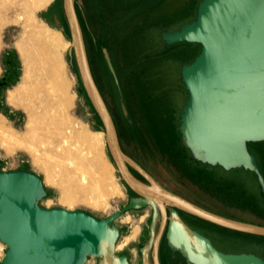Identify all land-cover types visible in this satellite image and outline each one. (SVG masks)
Wrapping results in <instances>:
<instances>
[{"label":"water","instance_id":"95a60500","mask_svg":"<svg viewBox=\"0 0 264 264\" xmlns=\"http://www.w3.org/2000/svg\"><path fill=\"white\" fill-rule=\"evenodd\" d=\"M70 32L67 65L74 83L78 74L104 131V142L119 178L138 198L106 218L83 210L44 208L47 196L42 179L28 170L0 169V243L4 246L0 264H129L116 252L121 214L151 209L149 236L140 248L142 264L153 252L157 258L159 240L166 226V244L181 254L187 264H264L253 253H224L211 241L191 229L176 210L221 228L264 237V226L245 223L209 212L160 187L121 149L112 116L93 79L75 0H61ZM53 27L63 31L56 15ZM166 45L195 43L200 52L181 67V81L187 98L178 117L180 146L194 162L225 171L242 168L258 182L264 204V174L248 143L264 142V0H201L194 20L178 30L161 32ZM113 79L117 76L110 56L102 48ZM122 113L127 117L120 100ZM90 124L96 120L87 112ZM130 122V120H128ZM129 167L148 184L136 179ZM160 225L158 232L157 225Z\"/></svg>","mask_w":264,"mask_h":264},{"label":"rangeland","instance_id":"374dc122","mask_svg":"<svg viewBox=\"0 0 264 264\" xmlns=\"http://www.w3.org/2000/svg\"><path fill=\"white\" fill-rule=\"evenodd\" d=\"M199 2L200 0H75L90 69L114 121L123 152L160 187L164 186L186 200L218 214L264 224L262 217L244 214L240 210H234L233 207L241 202L250 203L257 213H261L263 208L259 202L257 184L250 173L239 169L223 171L217 167L196 163L190 159L189 152L179 143L178 116L187 98V92L180 78V68L190 63L198 55L201 47L195 43L166 45L161 41L160 31L161 29L173 31L191 21L196 16ZM124 13L132 15L131 20L126 24V32L135 33L137 41H130L126 47L120 44L121 49L117 53L114 54L113 51L110 53L118 80L115 86L103 62L100 46L112 48L115 29L123 22ZM54 14L63 31L53 27ZM35 17L58 31L64 41L69 43L62 53L65 74L71 84L69 93L74 94L70 115L86 124L90 132L102 133V137L98 138L101 139L100 142L96 141L97 138H93L92 152L97 151L101 159V167L95 177L100 176L103 185L108 184L110 178L114 177L123 194L108 199V206L105 209H96L87 201L77 202L70 209L60 203L59 190L45 183L46 172L39 168L40 166L37 167L25 151L19 150L12 155H6L0 147V169L28 170L37 174L47 191V196L40 201V205L44 208L83 210L97 218H106L127 204L128 187L119 178L104 142V131L100 128L102 124L84 91L74 61L78 83H74L69 74L66 58L70 47V32L63 15L61 0H51L45 8L36 11ZM106 30L111 33L109 36ZM21 32L19 24H10L0 33V76L2 54L6 50L14 51L18 59V76L12 88L22 83L24 75L22 60L14 46ZM135 64H138L137 67L132 69ZM127 71L133 74L136 72V75L145 74L149 77L148 85H140L141 87L138 88L133 80L134 75L133 78H128ZM12 88L3 93L4 100L0 106V115L4 118L7 127L22 133L25 131L27 117L22 109L8 104L7 92ZM120 100L128 113L126 118L121 115ZM87 112L93 114L96 120L94 126L90 124ZM128 119L132 121L130 123L132 129L126 124ZM256 145L249 144V146ZM129 168L140 181L142 176ZM135 215L136 213L128 212L114 223L119 229L116 252L119 256L125 255L129 264L138 260V256H141L142 260L139 250L149 236L150 221L147 212L140 214L141 221ZM184 218L193 229L209 238L219 251L232 254L253 253L264 259L263 237L242 234L201 220L191 221L192 219L187 215H184ZM136 229L137 234L133 235ZM3 248L0 243V258L3 256ZM149 257L152 258V262ZM147 260V264H154L153 252L148 253ZM85 264H97V260L90 257Z\"/></svg>","mask_w":264,"mask_h":264},{"label":"bare ground","instance_id":"6f19581e","mask_svg":"<svg viewBox=\"0 0 264 264\" xmlns=\"http://www.w3.org/2000/svg\"><path fill=\"white\" fill-rule=\"evenodd\" d=\"M50 2L0 0V33L10 24L22 29L14 46L24 66L23 80L7 92V102L27 117L25 131L20 133L7 127L0 115V147L6 155L25 151L46 172L45 183L59 190L61 204L71 209L87 201L96 209H105L108 199L123 193L114 177L106 185L100 176L95 177L101 159L97 151L92 152L93 138L102 133L90 132L70 115L74 94L69 93L62 53L69 43L35 17Z\"/></svg>","mask_w":264,"mask_h":264},{"label":"flooded vegetation","instance_id":"af4514ba","mask_svg":"<svg viewBox=\"0 0 264 264\" xmlns=\"http://www.w3.org/2000/svg\"><path fill=\"white\" fill-rule=\"evenodd\" d=\"M75 10L77 13V4L75 3ZM18 71H19V66H18V59H17V55L14 51L12 50H6L3 54H2V66H1V76H0V106L3 104V93L5 90H8L9 88H12L14 85L13 83L16 82L17 76H18ZM250 150L254 152L255 156L258 159V162L260 164V167L262 168L263 172H264V146H260V145H256V146H249ZM130 172L132 173V170L129 168ZM132 175L137 178V176H135L133 173ZM141 182L148 184L147 181L142 177V179L140 180ZM165 190L172 192L178 196H180L179 194L165 188L164 186L162 187ZM127 197H134V198H138V195H136L135 193H133L130 189L127 188ZM182 197V196H180ZM185 199V198H184ZM146 211L147 212V217L151 218V209L149 208H144L142 210L139 211H129L132 214H135V216L139 217L140 221H141V216L140 215L142 212ZM177 213L179 214V216L181 217V219L189 226L191 227L187 222L186 219L184 218V215H187L179 210H176ZM128 213V212H127ZM123 213L120 215V217L124 216ZM189 216V215H187ZM119 217V218H120ZM193 221V219H192ZM159 223L157 225V232L159 230ZM191 229H193L191 227ZM195 230V229H194ZM197 231V230H195ZM198 232V231H197ZM147 233H148V226H147ZM166 226L162 231L160 240H159V245H158V252H157V258H158V262L159 264H187L185 262V259L181 256L180 253L175 252L170 250L167 247L166 244ZM150 261L152 262V258L149 257ZM142 260H141V256H138V260H136L135 262H130V264H141Z\"/></svg>","mask_w":264,"mask_h":264},{"label":"trees","instance_id":"16d2710c","mask_svg":"<svg viewBox=\"0 0 264 264\" xmlns=\"http://www.w3.org/2000/svg\"><path fill=\"white\" fill-rule=\"evenodd\" d=\"M124 20H123V22L121 23V25L117 28V29H115V33H114V43H113V46H112V48L111 47H107V46H104L103 45V47H105L107 50H108V52H109V54L110 53H112V51L114 52V54L115 53H117L120 49H121V47H120V44H122V45H124L125 47L129 44V42L130 41H137L136 40V37H135V33H131V34H129L128 32H126V30H127V23L131 20V18H132V15L131 14H129V13H124ZM122 27V28H121ZM122 30V31H121ZM107 31V33H108V30H106ZM128 33V34H127ZM109 34H111L110 32L107 34V36H109ZM84 43H85V39H84ZM85 47H86V45H85ZM125 47H123L124 49H125ZM137 52V51H136ZM135 53V51L133 50V54ZM100 54H101V56H102V59H103V62H104V64H105V67H106V69H107V72H108V74H109V76L111 77V80L113 81V84L116 86V84H115V81H114V79H113V77H112V75H111V73L109 72V70H108V67H107V65H106V63H105V60H104V57H103V53H102V46H100ZM135 55V54H134ZM110 56H111V54H110ZM88 61H89V59H88ZM90 65V64H89ZM137 66H136V64L134 65V69L136 68ZM126 75H127V77L129 78V77H132L133 78V75H134V79L133 80H135V83H136V86L138 87V88H140L141 86L140 85H148V81H149V77L148 76H146L145 74H142V75H136V72H134V74L133 73H131V72H129V71H127L126 72ZM92 76H93V73H92ZM93 79H94V81H95V78H94V76H93ZM95 83H96V81H95ZM143 83V84H142ZM96 85H97V83H96ZM98 87V86H97ZM99 89V88H98ZM100 91V90H99ZM102 98H103V96H102ZM103 100H104V98H103ZM104 102H105V100H104ZM106 104V103H105ZM107 106V105H106ZM109 110V109H108ZM120 112H121V115L123 116V118H126L124 115H123V113H122V110H121V108H120ZM126 124L132 129V125L128 122V121H126ZM122 149V148H121ZM123 151V150H122ZM193 219H195V220H199V219H196V218H193Z\"/></svg>","mask_w":264,"mask_h":264},{"label":"crops","instance_id":"0c3cea01","mask_svg":"<svg viewBox=\"0 0 264 264\" xmlns=\"http://www.w3.org/2000/svg\"><path fill=\"white\" fill-rule=\"evenodd\" d=\"M201 1V0H200ZM198 6V5H197ZM196 13H197V8H196ZM196 17V16H195ZM195 18H193L192 20H194ZM191 20V21H192ZM188 22H190V21H188ZM187 23V22H186ZM180 27H178V28H176L175 30H178ZM163 30H166V29H161V31H160V34H161V32L163 31ZM175 30H173V31H175ZM167 31H169V30H167ZM169 32H172V31H169ZM128 34V33H127ZM129 34H131V33H129ZM161 36V35H160ZM161 41H162V38H161ZM163 42V41H162ZM164 43V42H163ZM102 48H105V47H102ZM106 49V48H105ZM107 50V49H106ZM107 52H108V50H107ZM108 54H109V52H108ZM109 56H110V54H109ZM111 59V58H110ZM111 62H112V60H111ZM113 64V63H112ZM138 65V64H137ZM136 65V66H137ZM187 65V64H186ZM114 67V66H113ZM115 69V68H114ZM132 69H134V68H132ZM180 72H181V68H180ZM117 76V75H116ZM180 78H181V74H180ZM182 82V81H181ZM183 84V83H182ZM186 100V99H185ZM184 106V105H183ZM128 116V115H127ZM179 117V116H178ZM128 120H130V119H128ZM129 123H132V121L130 120V122ZM178 130V129H177ZM263 143V144H262ZM249 144H257V145H260V146H264V142H257V143H248V149L250 148L249 147ZM250 150V149H249ZM251 151V150H250ZM251 152H253V151H251ZM254 153V152H253ZM255 155V154H254ZM190 156V155H189ZM256 157V156H255ZM256 159H257V157H256ZM193 161V160H192ZM257 161H258V159H257ZM196 163H199V162H196ZM259 163V162H258ZM201 164V163H200ZM202 165H206V164H202ZM206 166H209V165H206ZM259 166H260V164H259ZM209 167H213V166H209ZM217 168H219V169H221V170H223L222 168H220V167H217ZM261 168V167H260ZM237 169H239L240 171H244V172H246L244 169H242V168H237ZM232 170H236V169H232ZM261 170H262V168H261ZM223 171H225V170H223ZM230 171V170H229ZM262 172H263V170H262ZM247 173H250L253 177H254V175L251 173V172H247ZM263 174H264V172H263ZM254 179H255V177H254ZM255 181H256V184H257V190H258V198H259V202H260V204H261V206H262V211H261V213H257L256 211H255V209H254V206H253V204H246V203H239V204H237V205H234L233 207H234V210H240L242 213H244V214H249V215H252V216H258L259 218H261L262 217V219H264V204L262 203V201H261V198H260V194H259V188H258V182H257V180L255 179ZM191 202V201H190ZM195 204V203H194ZM197 205V204H196ZM197 206H199V205H197ZM200 207V206H199ZM201 208H203V209H205V210H207V211H209V212H212V213H214V214H217V215H220V216H223V217H227V216H224V215H222V214H218V213H216L215 211H213V210H210V209H206V208H204V207H201ZM184 213V212H183ZM186 214V213H185ZM262 214V215H261ZM187 215H189V214H187ZM189 217L191 218V219H193V218H196V217H194V216H191V215H189ZM227 218H230V217H227ZM196 219H199V218H196ZM230 219H234V218H230ZM199 220H201V219H199ZM234 220H237V221H241V222H245V223H250V224H255V225H259V226H264V224H259V223H255V222H250V221H244V220H240V219H234ZM192 221V220H191ZM193 221H195V219H193ZM201 221H203V220H201ZM204 222H206V221H204ZM208 223V222H207ZM186 224V223H185ZM211 224V223H210ZM187 225V224H186ZM191 228V227H190ZM194 230V229H193ZM197 232V231H196ZM199 233V232H198ZM201 234V233H200ZM243 234V233H242ZM202 235V234H201ZM246 235H248V234H246ZM204 236V235H203ZM252 236H254V235H252ZM206 237V236H205ZM258 237H260V236H258ZM264 238V237H263ZM209 239V238H208ZM210 240V239H209ZM211 241V240H210ZM212 243V242H211ZM214 246V245H213ZM168 247V246H167ZM169 248V247H168ZM217 249V248H216ZM171 250V249H170ZM176 252V251H175ZM264 260V259H263Z\"/></svg>","mask_w":264,"mask_h":264}]
</instances>
